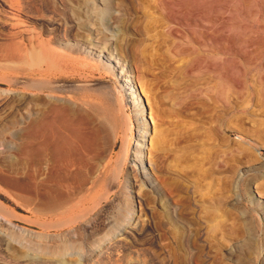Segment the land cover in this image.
<instances>
[{
    "label": "rangeland",
    "instance_id": "rangeland-1",
    "mask_svg": "<svg viewBox=\"0 0 264 264\" xmlns=\"http://www.w3.org/2000/svg\"><path fill=\"white\" fill-rule=\"evenodd\" d=\"M122 65L165 128L147 179ZM257 183L264 0H0V264H264Z\"/></svg>",
    "mask_w": 264,
    "mask_h": 264
},
{
    "label": "bare ground",
    "instance_id": "bare-ground-1",
    "mask_svg": "<svg viewBox=\"0 0 264 264\" xmlns=\"http://www.w3.org/2000/svg\"><path fill=\"white\" fill-rule=\"evenodd\" d=\"M4 4H6V3H4ZM211 17H213V16H211ZM209 25L210 24H208V27H209ZM92 48H96V47L94 46ZM113 54L114 53L111 52V51L108 52V56H106L108 62L110 60H113V57H112ZM38 55L39 54H35V56H34L35 64L39 63L41 61V59H42V57L38 56ZM124 66L125 65H122V70L120 71V74L124 75V77H125V78H122V80L124 82L121 80V86L123 88V95L125 96V99H126L127 102H129V103L132 102L134 106L139 107L138 108V110H139L138 118L136 119L137 130L139 131L137 136L139 138L135 142V150H134V156L135 157L133 158L134 163H133L132 166L133 167L136 166V167H138V169H141L140 172L142 171L143 172V177H145L147 179L148 178L147 170H149L150 167L152 168V165H153V162H151L149 160L148 151L150 153V150H152L153 148L159 147L161 145V143H163L164 137H163V133L162 132L165 131V128H163L162 123L158 119V115H160L161 111L157 108L156 104H154L152 102H150V103L148 102L147 103L146 100L143 98L144 95L145 96L148 95V92L143 87L144 84L143 85H136L135 84V75H133L132 71H130L128 69H125ZM175 81H176V79H175ZM139 84H141V83H139ZM125 91H126V93H125ZM129 98H130V100H129ZM148 101H149V99H148ZM220 119L221 118H220V116L218 114L215 115V116H211L210 117V119L208 120V124L210 125L208 127L209 128V132H210V134H208V137H212V135H216L217 133H222V130L219 127V124H218ZM200 129H202V128H200ZM79 132H80V130H79ZM56 149H58V148H56ZM152 171H153V168H152ZM259 184L260 183H257L255 185L256 186V193H257V195L260 198H264V184H263V187H262V184H260V185ZM262 204L264 205V203H262ZM6 209L7 208H5L2 205L1 201H0V220L2 222H4V223L10 225V226H15L16 224H14L12 222V220H18V217L15 216L12 212L7 211L9 209H7V210Z\"/></svg>",
    "mask_w": 264,
    "mask_h": 264
},
{
    "label": "water",
    "instance_id": "water-1",
    "mask_svg": "<svg viewBox=\"0 0 264 264\" xmlns=\"http://www.w3.org/2000/svg\"><path fill=\"white\" fill-rule=\"evenodd\" d=\"M104 59H105V58H104ZM106 62H107V61H106ZM108 64H110V65H113V62H112V60H110Z\"/></svg>",
    "mask_w": 264,
    "mask_h": 264
}]
</instances>
